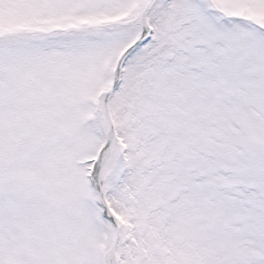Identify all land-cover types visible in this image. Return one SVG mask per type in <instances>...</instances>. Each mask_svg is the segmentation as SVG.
Listing matches in <instances>:
<instances>
[{
	"label": "snow or ice",
	"instance_id": "snow-or-ice-1",
	"mask_svg": "<svg viewBox=\"0 0 264 264\" xmlns=\"http://www.w3.org/2000/svg\"><path fill=\"white\" fill-rule=\"evenodd\" d=\"M0 264H264V0H0Z\"/></svg>",
	"mask_w": 264,
	"mask_h": 264
}]
</instances>
